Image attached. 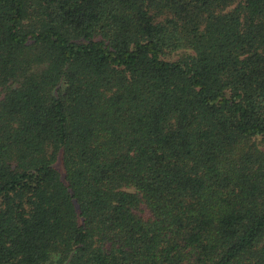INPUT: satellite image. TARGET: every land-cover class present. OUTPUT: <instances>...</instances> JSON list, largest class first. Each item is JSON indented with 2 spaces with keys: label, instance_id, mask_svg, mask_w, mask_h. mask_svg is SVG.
Masks as SVG:
<instances>
[{
  "label": "trees",
  "instance_id": "1",
  "mask_svg": "<svg viewBox=\"0 0 264 264\" xmlns=\"http://www.w3.org/2000/svg\"><path fill=\"white\" fill-rule=\"evenodd\" d=\"M0 264H264V0H0Z\"/></svg>",
  "mask_w": 264,
  "mask_h": 264
}]
</instances>
